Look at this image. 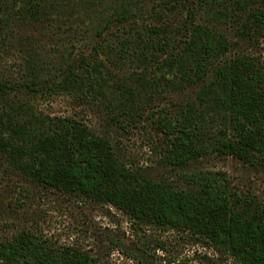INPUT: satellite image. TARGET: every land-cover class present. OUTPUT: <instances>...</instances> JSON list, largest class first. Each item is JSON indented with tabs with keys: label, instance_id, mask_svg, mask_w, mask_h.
Instances as JSON below:
<instances>
[{
	"label": "rangeland",
	"instance_id": "1",
	"mask_svg": "<svg viewBox=\"0 0 264 264\" xmlns=\"http://www.w3.org/2000/svg\"><path fill=\"white\" fill-rule=\"evenodd\" d=\"M249 4L243 12L234 0H0V244L30 230L115 264L141 257L146 264H240L190 234L43 186L25 165L28 148L72 118L109 140L118 161L144 179L190 191L189 174L221 173L232 191L264 205V160L211 155L181 168L165 161L188 104L211 102L200 94L217 66L202 80L171 55L187 47L195 26L226 37L230 57L250 56L264 74V24L252 13L264 11V0ZM124 8L132 16L118 23L115 12ZM124 39H133L131 49ZM125 85L136 89L135 118L117 107ZM157 242L167 250H156Z\"/></svg>",
	"mask_w": 264,
	"mask_h": 264
},
{
	"label": "trees",
	"instance_id": "2",
	"mask_svg": "<svg viewBox=\"0 0 264 264\" xmlns=\"http://www.w3.org/2000/svg\"><path fill=\"white\" fill-rule=\"evenodd\" d=\"M234 3L238 10L250 11V0ZM252 13L264 24L263 10ZM131 16L124 8L115 12V21L125 23ZM132 42L124 39L123 48L131 49ZM231 49L226 37L197 25L181 54L171 53L174 65L183 70L182 64H191L202 80L217 66L215 79L200 94L211 101L209 107L188 104L187 114L179 122L180 136L165 157L173 167L181 168L211 155L251 164L264 160V74L250 56L230 57ZM89 67L96 68L88 64L87 70ZM135 93L129 85L119 93L117 107L130 118H135L139 110ZM8 145L18 147L17 141ZM28 150L31 154L25 168L33 170L43 186L112 206L133 221L190 234L240 264H264V205L254 197L232 191L224 174L191 173L185 179L195 188L190 191L144 179L118 161L109 140L72 118L61 120ZM155 249L165 252L167 244L157 242ZM132 261L146 264L143 257ZM0 262L115 264L75 246L46 242L30 230L18 231L0 244Z\"/></svg>",
	"mask_w": 264,
	"mask_h": 264
}]
</instances>
